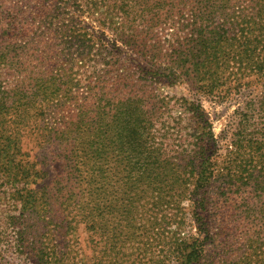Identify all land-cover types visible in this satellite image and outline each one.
<instances>
[{
	"label": "trees",
	"instance_id": "1",
	"mask_svg": "<svg viewBox=\"0 0 264 264\" xmlns=\"http://www.w3.org/2000/svg\"><path fill=\"white\" fill-rule=\"evenodd\" d=\"M207 100L237 106L219 136ZM0 204L66 236L158 225L161 264H264V0H0Z\"/></svg>",
	"mask_w": 264,
	"mask_h": 264
},
{
	"label": "rangeland",
	"instance_id": "2",
	"mask_svg": "<svg viewBox=\"0 0 264 264\" xmlns=\"http://www.w3.org/2000/svg\"><path fill=\"white\" fill-rule=\"evenodd\" d=\"M204 105L214 123V132L219 136L231 122L237 106L234 103L218 105L208 100ZM0 207V264H43V259L39 262V256L60 255L70 249L78 257L93 256L98 264H118V257L129 258L136 264H161L162 242L159 240L161 234L157 233L158 225H153L154 233L149 234L147 229L151 227L136 222L137 231L133 232L127 223L110 218L108 223H99L97 232L91 234L79 230L66 236L62 232L56 233L57 226L44 221L33 223L26 218L24 225L13 224L7 217L9 211L16 209L5 204ZM176 229L175 225L171 227L172 231Z\"/></svg>",
	"mask_w": 264,
	"mask_h": 264
}]
</instances>
